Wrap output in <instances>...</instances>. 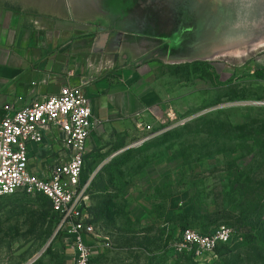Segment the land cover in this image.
Instances as JSON below:
<instances>
[{
  "label": "rangeland",
  "instance_id": "374dc122",
  "mask_svg": "<svg viewBox=\"0 0 264 264\" xmlns=\"http://www.w3.org/2000/svg\"><path fill=\"white\" fill-rule=\"evenodd\" d=\"M36 1L51 0H14L22 7ZM77 1H83L77 14L90 15L103 8L100 0ZM112 1L117 12L126 16L120 7L132 0ZM137 1L141 17L166 22L165 28L161 24L166 38L162 43L170 49L180 39L175 19H196L195 25L182 27L193 33L187 55L194 46L210 54L212 42L226 35L264 36V0ZM153 2L165 8L149 9L146 3ZM147 24L140 26L142 32L155 35ZM261 53L264 48L241 58L200 61L205 64L200 71L204 80L195 86V76L200 74L191 68L180 77L170 76L171 99L183 100V110L149 133L110 132L101 138L96 152L85 157L81 187L86 186L87 201L91 191L101 192L95 197L99 206L103 203L105 209L109 200L115 214L125 201L127 205V195L139 197L148 191L159 209L172 212L163 244L98 242L101 254L91 264H264V150L252 143L264 142V76L251 73ZM228 80L230 85L223 86ZM102 162L108 165L92 189L90 177ZM47 207V201L35 193L0 199V264H71L59 222ZM218 226L232 230L228 247L197 261L172 251L181 232L208 233ZM104 236L105 232L99 233L97 241Z\"/></svg>",
  "mask_w": 264,
  "mask_h": 264
},
{
  "label": "crops",
  "instance_id": "0c3cea01",
  "mask_svg": "<svg viewBox=\"0 0 264 264\" xmlns=\"http://www.w3.org/2000/svg\"><path fill=\"white\" fill-rule=\"evenodd\" d=\"M146 4L151 6L149 9L165 8L154 2ZM79 5L83 1H36L22 7L14 0H0V120L6 105L18 109L56 96L65 86H80L91 111L87 156L96 152L101 138L110 132H142L144 126L155 128L175 117V111L183 110V100L171 99L167 79L183 75V65L202 61L204 53L201 47L194 46L193 55H187L183 38L174 49L164 47L162 41L166 38L161 24L165 28L166 22L141 17L140 1L132 0L120 7L126 16H121L115 2L109 0H100L103 8L90 15L87 11L77 14ZM146 23L153 27L155 35L142 32L140 26ZM192 45L191 42L190 48ZM253 67L251 73L264 71V54L254 61ZM203 80L196 75L194 86ZM42 137L39 144L28 147L27 171L38 177H45L68 157L56 127ZM107 165L102 162L96 168L89 187L98 185ZM99 193L90 192L86 208L87 223L98 237L105 232L101 241L84 238L92 251L91 262L101 254L95 245L101 242L164 243L172 212L169 209L166 214L159 209L148 191L139 197L127 195V205L125 201L115 214L109 203L105 210L103 203L99 206L95 198Z\"/></svg>",
  "mask_w": 264,
  "mask_h": 264
},
{
  "label": "built area",
  "instance_id": "2783aa9c",
  "mask_svg": "<svg viewBox=\"0 0 264 264\" xmlns=\"http://www.w3.org/2000/svg\"><path fill=\"white\" fill-rule=\"evenodd\" d=\"M0 120V199L19 193H35L45 197L59 222L58 230L68 245L71 264H91L92 251L85 237L98 239L87 223V200L81 187L86 156V142L92 130L91 111L83 89L65 86L56 96L14 109L3 107ZM56 127L67 152V161L52 167L45 177L27 171L28 147L39 144L43 134ZM146 133L150 127L144 126ZM232 230L218 226L207 234L198 230L181 232L173 247L178 255L197 261L221 246L230 245Z\"/></svg>",
  "mask_w": 264,
  "mask_h": 264
},
{
  "label": "bare ground",
  "instance_id": "6f19581e",
  "mask_svg": "<svg viewBox=\"0 0 264 264\" xmlns=\"http://www.w3.org/2000/svg\"><path fill=\"white\" fill-rule=\"evenodd\" d=\"M232 36L233 35H226L220 40L218 39V43L212 42L210 47L211 54L204 56L203 60H213L218 58H241L264 48V36L260 35V37L257 36L253 39L251 38L252 36L249 38Z\"/></svg>",
  "mask_w": 264,
  "mask_h": 264
},
{
  "label": "trees",
  "instance_id": "16d2710c",
  "mask_svg": "<svg viewBox=\"0 0 264 264\" xmlns=\"http://www.w3.org/2000/svg\"><path fill=\"white\" fill-rule=\"evenodd\" d=\"M204 65L205 64H203V63H200V62H197V63H193V64H191V65H189V66H186V65H183V71H185V69L187 70V69H189V68H191V70L193 71V72H196V74H197V72H199V77H201V78H203L204 79V77H202V74H201V69H203V67H204ZM186 74H187V71H186ZM252 75L253 76H255V77H257V78H259L260 76H264V71H254L253 73H252ZM230 80H228L227 81V84H223V86H225V85H230ZM220 96V94H219V89H218V95H217V97H219ZM248 141H250V142H252L250 139L248 140ZM253 143V145L254 146H256V147H258L259 149H261V150H264V142H252ZM82 184V183H81ZM41 196V195H40ZM43 197V196H42ZM46 201H47V203H48V210H50V212H51V207H50V203H49V201L45 198V197H43ZM109 201H106L105 202V205L107 206V203H108ZM109 204H110V202H109ZM106 209V208H105ZM104 209V210H105ZM51 214H52V212H51ZM199 231V230H198ZM200 232V231H199ZM200 233H202V234H207V233H205V232H200ZM179 238H180V235H179V237L177 238V240H179ZM176 240V241H177ZM232 241H233V238H232ZM232 241H231V243H232ZM230 243V244H231ZM224 247H228V245L227 246H221V247H219V248H224Z\"/></svg>",
  "mask_w": 264,
  "mask_h": 264
},
{
  "label": "flooded vegetation",
  "instance_id": "af4514ba",
  "mask_svg": "<svg viewBox=\"0 0 264 264\" xmlns=\"http://www.w3.org/2000/svg\"><path fill=\"white\" fill-rule=\"evenodd\" d=\"M169 6V5H168ZM171 6H169V8H170ZM183 7V6H182ZM194 20H196L195 18H193V19H191L190 17H179V18H177V19H175V21H174V23H173V25L175 26V24H177L178 25V27H177V29H178V31H179V38L181 39V38H183V42L184 43H186L185 45V47L186 48H190V43H191V41H190V39H189V37L191 36V34H193V33H191V31H188L187 29H182V27L184 28L185 26L187 27V28H189L190 26H192V25H195L196 23L194 22H192V21H194ZM178 21V22H177ZM182 29V30H181ZM180 39H179V41H178V43H176V44H173L172 46L173 47H177V45L179 44V42H180ZM185 48V49H186Z\"/></svg>",
  "mask_w": 264,
  "mask_h": 264
},
{
  "label": "water",
  "instance_id": "95a60500",
  "mask_svg": "<svg viewBox=\"0 0 264 264\" xmlns=\"http://www.w3.org/2000/svg\"><path fill=\"white\" fill-rule=\"evenodd\" d=\"M232 37H234V36H232ZM219 40H220V39H219ZM219 40H216V41H213V42L218 43ZM205 54H208V53H205ZM205 54L202 56V61H207V60H203V57L206 56ZM210 54H211V53H210Z\"/></svg>",
  "mask_w": 264,
  "mask_h": 264
}]
</instances>
